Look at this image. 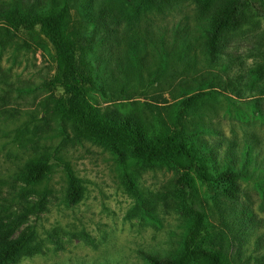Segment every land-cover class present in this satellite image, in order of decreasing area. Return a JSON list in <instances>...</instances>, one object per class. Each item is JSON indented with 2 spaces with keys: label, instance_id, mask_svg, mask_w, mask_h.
<instances>
[{
  "label": "rangeland",
  "instance_id": "1",
  "mask_svg": "<svg viewBox=\"0 0 264 264\" xmlns=\"http://www.w3.org/2000/svg\"><path fill=\"white\" fill-rule=\"evenodd\" d=\"M234 1L0 0V11L31 14L66 3L91 38V103L147 141L184 143L196 163L79 135L63 118L46 35L0 18V252L25 237L30 245L8 264H149L145 254L174 260L186 244L227 264H264V14L249 9L214 45L205 33ZM64 162L82 186L72 204ZM201 170L237 174L218 184ZM190 207L203 230L192 232Z\"/></svg>",
  "mask_w": 264,
  "mask_h": 264
},
{
  "label": "trees",
  "instance_id": "2",
  "mask_svg": "<svg viewBox=\"0 0 264 264\" xmlns=\"http://www.w3.org/2000/svg\"><path fill=\"white\" fill-rule=\"evenodd\" d=\"M253 7L256 9L255 12L264 14V9L255 5L253 0H235L221 18L216 19L211 27L205 29L206 36L210 40L208 43L214 45L219 41L218 35L222 26L236 27L246 21L249 9ZM0 18L14 30L33 31L38 26L46 35L55 50L59 69L58 80L66 94L63 102V118H69L76 124L79 135L102 139L109 144L129 145L135 155L147 159L182 156L190 166H195L194 156L184 143H173L162 137L147 141L134 126L126 121L114 122L91 103L86 92L98 89L90 58L91 38L86 36L81 28L72 24L70 8L66 3L58 8L34 14L14 7L2 8ZM262 61L260 68L264 69V57ZM190 96L184 100L189 101L192 98V95ZM64 166L69 184L68 202L72 204L80 198L82 186L70 165L64 162ZM35 170L32 180H37L48 172V163L45 162ZM236 174L235 171L224 170L214 177L202 170L199 172L200 179L204 182L218 184ZM190 211L194 215L192 232L203 230L205 226L200 211L193 207H190ZM29 249V238H21L0 252V264L14 261L20 253ZM194 256H200L211 264H227L219 259L215 252L199 247L191 248L187 244L181 255L174 260H160L153 254H145L149 264H186Z\"/></svg>",
  "mask_w": 264,
  "mask_h": 264
}]
</instances>
